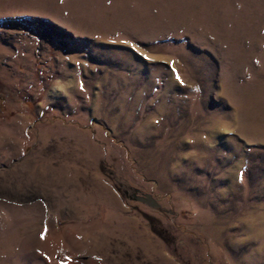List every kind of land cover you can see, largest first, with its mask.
<instances>
[{
    "label": "rangeland",
    "instance_id": "374dc122",
    "mask_svg": "<svg viewBox=\"0 0 264 264\" xmlns=\"http://www.w3.org/2000/svg\"><path fill=\"white\" fill-rule=\"evenodd\" d=\"M0 264H264V0H0Z\"/></svg>",
    "mask_w": 264,
    "mask_h": 264
},
{
    "label": "water",
    "instance_id": "95a60500",
    "mask_svg": "<svg viewBox=\"0 0 264 264\" xmlns=\"http://www.w3.org/2000/svg\"><path fill=\"white\" fill-rule=\"evenodd\" d=\"M134 199L138 200L141 203L147 204L148 206L158 207L156 201L148 194H145L143 196H134Z\"/></svg>",
    "mask_w": 264,
    "mask_h": 264
},
{
    "label": "snow or ice",
    "instance_id": "6c2138e0",
    "mask_svg": "<svg viewBox=\"0 0 264 264\" xmlns=\"http://www.w3.org/2000/svg\"><path fill=\"white\" fill-rule=\"evenodd\" d=\"M174 63V62H173ZM173 71H174V69H173ZM176 79L178 80V81H180L181 80V78H180V76L177 74L176 75ZM182 82V81H181ZM42 239L44 238L43 236L41 237Z\"/></svg>",
    "mask_w": 264,
    "mask_h": 264
}]
</instances>
